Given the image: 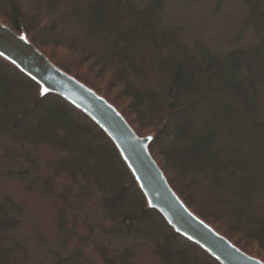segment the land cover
Segmentation results:
<instances>
[{
  "label": "trees",
  "instance_id": "16d2710c",
  "mask_svg": "<svg viewBox=\"0 0 264 264\" xmlns=\"http://www.w3.org/2000/svg\"><path fill=\"white\" fill-rule=\"evenodd\" d=\"M169 0H0V22L113 104L185 204L264 261V0H244L258 44L223 56L194 52L159 25ZM0 57V159L62 198L58 227L69 255L55 264H220L148 207L110 138L62 97ZM108 157L104 158L103 156ZM21 207L0 200V264L26 247L6 234Z\"/></svg>",
  "mask_w": 264,
  "mask_h": 264
},
{
  "label": "water",
  "instance_id": "95a60500",
  "mask_svg": "<svg viewBox=\"0 0 264 264\" xmlns=\"http://www.w3.org/2000/svg\"><path fill=\"white\" fill-rule=\"evenodd\" d=\"M0 53V57L35 81L40 89L47 88L46 95L62 97L110 138L148 207L158 211L177 234L199 246L220 264H264L217 232L185 204L150 152L153 135L140 136L113 104L55 65L26 33H17L0 22Z\"/></svg>",
  "mask_w": 264,
  "mask_h": 264
},
{
  "label": "rangeland",
  "instance_id": "374dc122",
  "mask_svg": "<svg viewBox=\"0 0 264 264\" xmlns=\"http://www.w3.org/2000/svg\"><path fill=\"white\" fill-rule=\"evenodd\" d=\"M132 1L137 8L147 4V0ZM165 4L159 25L178 28L182 40L195 53L208 50L223 56L259 42L254 29L246 24L248 8L244 0H169ZM257 88L256 117L264 119V82ZM22 171L21 165L0 159V200L10 197L21 207L20 224L6 234L26 247L28 258L21 264H55L57 258L69 255L64 247L66 233L58 227L65 203L48 192L45 180L24 176Z\"/></svg>",
  "mask_w": 264,
  "mask_h": 264
},
{
  "label": "snow or ice",
  "instance_id": "6c2138e0",
  "mask_svg": "<svg viewBox=\"0 0 264 264\" xmlns=\"http://www.w3.org/2000/svg\"><path fill=\"white\" fill-rule=\"evenodd\" d=\"M0 55H2V53H0ZM47 93H48V89H47V88H41L40 91H39V95H41V96H44V95H46ZM148 139L151 140L152 137L149 136Z\"/></svg>",
  "mask_w": 264,
  "mask_h": 264
}]
</instances>
